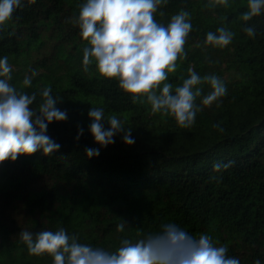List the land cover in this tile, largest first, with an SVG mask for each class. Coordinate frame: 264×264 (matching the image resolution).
<instances>
[{
	"label": "trees",
	"instance_id": "1",
	"mask_svg": "<svg viewBox=\"0 0 264 264\" xmlns=\"http://www.w3.org/2000/svg\"><path fill=\"white\" fill-rule=\"evenodd\" d=\"M85 0H22L12 19L0 26V59L8 58L9 81L19 91L36 92L50 86L67 111L65 121H53L47 135L61 145L53 154L42 150L0 164V264H53L45 254L30 255L21 231L64 229L79 243L115 251L123 239L133 242L175 224L196 238H212L216 246L240 264H264V12L245 22L248 0H228L209 6V0H167L155 19L167 25L185 10L192 30L186 58L168 76L173 87L188 77L214 74L227 89L225 96L196 113L190 128L171 116L153 113L146 99L133 103L118 80L102 77L83 66L80 29L73 23ZM160 12L164 15L161 16ZM225 27L235 35L223 48L205 46L206 34ZM256 30L254 37L243 31ZM50 33L49 35H46ZM52 34L53 48L37 61ZM37 69L46 72L32 76ZM31 67V68H30ZM30 73V75L27 74ZM31 87H23L25 76ZM203 95L211 91L201 84ZM217 104L220 106L217 107ZM91 107L103 108L105 118L116 115L135 140L122 135L102 147L89 130ZM105 129L110 125L105 119ZM219 124L223 131L214 128ZM78 125L84 134L79 141ZM86 148H99L89 158ZM233 161L214 171L213 165ZM126 222V223H125ZM125 223L123 231L119 224Z\"/></svg>",
	"mask_w": 264,
	"mask_h": 264
},
{
	"label": "clouds",
	"instance_id": "2",
	"mask_svg": "<svg viewBox=\"0 0 264 264\" xmlns=\"http://www.w3.org/2000/svg\"><path fill=\"white\" fill-rule=\"evenodd\" d=\"M166 3L167 0H85L78 18L72 22L78 25L79 35L87 45L83 48L85 71L94 62L102 77L118 80L119 88L132 96L133 103H144L146 99L154 114L171 116L179 127L190 128L196 113L202 110L197 98H201V105L211 106L226 95L227 89L218 76L201 77L191 67L188 77H181L180 85L173 87L167 82L169 74L177 69V61L186 58L185 44L192 25L185 10L172 15L167 25L159 23L155 15ZM216 5L227 6L228 0H209V6ZM20 7L22 0H0V26L6 25ZM262 12L264 0H248V10L240 19L247 22ZM243 31L249 37L256 35L253 27H245ZM234 35L229 29L219 27L206 34L204 45L223 48L232 42ZM11 71L8 58L0 59V164L40 150L45 155L58 151L61 145L46 134L47 128L53 121L67 119V111L56 107L60 100L51 95L50 86L39 91L41 100L32 107L37 93L17 90L9 83ZM36 75L32 71V76ZM201 84L210 85L207 95L198 87ZM31 85L32 79L26 75L22 86ZM88 117L92 121L89 130L102 147L114 144L117 134L122 135L125 144L135 143L131 128H125L116 115L105 118L103 108L91 107ZM105 119L110 125L108 129L104 127ZM213 127L223 131L219 124ZM83 134V127L78 125L76 140ZM85 153L89 158L99 156L100 149L86 148ZM233 163L217 162L213 169L226 170ZM125 223L119 224L117 230L123 231ZM19 236L30 255L47 254L53 264H240L239 259L227 255L226 247L216 246L210 236L201 234L196 238L175 224H166L160 232L150 233L136 242L123 239L115 251L79 243L62 228L35 234L21 231Z\"/></svg>",
	"mask_w": 264,
	"mask_h": 264
},
{
	"label": "rangeland",
	"instance_id": "3",
	"mask_svg": "<svg viewBox=\"0 0 264 264\" xmlns=\"http://www.w3.org/2000/svg\"><path fill=\"white\" fill-rule=\"evenodd\" d=\"M49 34L50 33H47L46 35H49ZM45 41H46V43L44 45V48L41 49L40 52H39V54H36L35 57H34L36 61L40 57H44V54H46L47 52H51L53 50H54L53 52H57V50L59 49L58 46L53 48L54 39H53L52 34L49 36L48 39L46 37ZM34 65H35V67L33 66V71L38 72L39 74H42V73H45L46 72L44 69H37V67L39 66V64L37 62ZM27 74L30 75L29 72H27Z\"/></svg>",
	"mask_w": 264,
	"mask_h": 264
}]
</instances>
